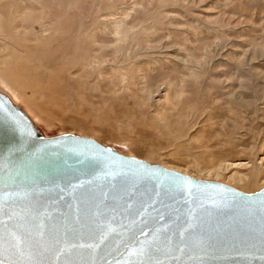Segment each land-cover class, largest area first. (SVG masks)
I'll use <instances>...</instances> for the list:
<instances>
[{
  "label": "rangeland",
  "instance_id": "1",
  "mask_svg": "<svg viewBox=\"0 0 264 264\" xmlns=\"http://www.w3.org/2000/svg\"><path fill=\"white\" fill-rule=\"evenodd\" d=\"M0 93L45 137L264 189V0H0Z\"/></svg>",
  "mask_w": 264,
  "mask_h": 264
},
{
  "label": "water",
  "instance_id": "2",
  "mask_svg": "<svg viewBox=\"0 0 264 264\" xmlns=\"http://www.w3.org/2000/svg\"><path fill=\"white\" fill-rule=\"evenodd\" d=\"M0 264H264V189L45 137L0 93Z\"/></svg>",
  "mask_w": 264,
  "mask_h": 264
},
{
  "label": "bare ground",
  "instance_id": "3",
  "mask_svg": "<svg viewBox=\"0 0 264 264\" xmlns=\"http://www.w3.org/2000/svg\"><path fill=\"white\" fill-rule=\"evenodd\" d=\"M32 120V119H31Z\"/></svg>",
  "mask_w": 264,
  "mask_h": 264
}]
</instances>
